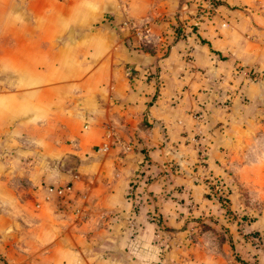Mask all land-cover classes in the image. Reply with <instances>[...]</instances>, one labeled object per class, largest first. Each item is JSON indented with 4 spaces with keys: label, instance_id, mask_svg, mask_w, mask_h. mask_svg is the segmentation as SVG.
Here are the masks:
<instances>
[{
    "label": "crops",
    "instance_id": "0c3cea01",
    "mask_svg": "<svg viewBox=\"0 0 264 264\" xmlns=\"http://www.w3.org/2000/svg\"><path fill=\"white\" fill-rule=\"evenodd\" d=\"M1 78L0 264H155L264 202V0H0Z\"/></svg>",
    "mask_w": 264,
    "mask_h": 264
},
{
    "label": "rangeland",
    "instance_id": "374dc122",
    "mask_svg": "<svg viewBox=\"0 0 264 264\" xmlns=\"http://www.w3.org/2000/svg\"><path fill=\"white\" fill-rule=\"evenodd\" d=\"M244 202L237 209L229 202H213L208 215L185 219L186 235L171 245L178 248V256L170 257L166 248L155 264H264V202ZM34 259L33 264L38 263ZM30 262L27 257L21 264Z\"/></svg>",
    "mask_w": 264,
    "mask_h": 264
},
{
    "label": "built area",
    "instance_id": "2783aa9c",
    "mask_svg": "<svg viewBox=\"0 0 264 264\" xmlns=\"http://www.w3.org/2000/svg\"><path fill=\"white\" fill-rule=\"evenodd\" d=\"M47 195H55L59 200L64 201L63 204L69 203L67 195H70L72 192V185L66 183L60 186H49L47 187ZM217 200L225 201V196H216Z\"/></svg>",
    "mask_w": 264,
    "mask_h": 264
},
{
    "label": "trees",
    "instance_id": "16d2710c",
    "mask_svg": "<svg viewBox=\"0 0 264 264\" xmlns=\"http://www.w3.org/2000/svg\"><path fill=\"white\" fill-rule=\"evenodd\" d=\"M180 36V29L179 26L174 28V35L172 37V41L176 40ZM222 203L218 201V206H221Z\"/></svg>",
    "mask_w": 264,
    "mask_h": 264
}]
</instances>
